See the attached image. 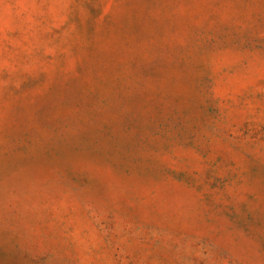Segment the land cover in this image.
Segmentation results:
<instances>
[{
    "label": "rangeland",
    "instance_id": "1",
    "mask_svg": "<svg viewBox=\"0 0 264 264\" xmlns=\"http://www.w3.org/2000/svg\"><path fill=\"white\" fill-rule=\"evenodd\" d=\"M0 264H264V0H0Z\"/></svg>",
    "mask_w": 264,
    "mask_h": 264
}]
</instances>
